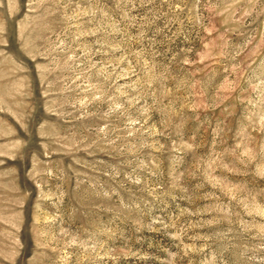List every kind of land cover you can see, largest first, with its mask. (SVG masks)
Listing matches in <instances>:
<instances>
[{
  "label": "rangeland",
  "instance_id": "1",
  "mask_svg": "<svg viewBox=\"0 0 264 264\" xmlns=\"http://www.w3.org/2000/svg\"><path fill=\"white\" fill-rule=\"evenodd\" d=\"M0 264H264V0H0Z\"/></svg>",
  "mask_w": 264,
  "mask_h": 264
}]
</instances>
